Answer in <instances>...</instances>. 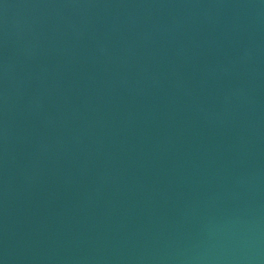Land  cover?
Segmentation results:
<instances>
[{"label":"water","instance_id":"water-1","mask_svg":"<svg viewBox=\"0 0 264 264\" xmlns=\"http://www.w3.org/2000/svg\"><path fill=\"white\" fill-rule=\"evenodd\" d=\"M0 264H264V0H0Z\"/></svg>","mask_w":264,"mask_h":264}]
</instances>
